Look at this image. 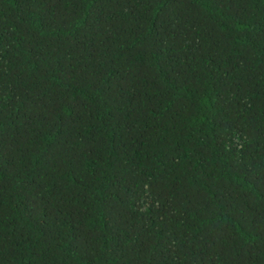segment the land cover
Wrapping results in <instances>:
<instances>
[{"label": "trees", "instance_id": "1", "mask_svg": "<svg viewBox=\"0 0 264 264\" xmlns=\"http://www.w3.org/2000/svg\"><path fill=\"white\" fill-rule=\"evenodd\" d=\"M0 264H264V0H0Z\"/></svg>", "mask_w": 264, "mask_h": 264}]
</instances>
